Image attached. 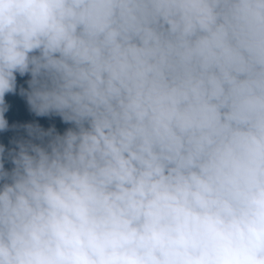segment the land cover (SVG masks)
I'll return each instance as SVG.
<instances>
[{
    "label": "clouds",
    "instance_id": "obj_1",
    "mask_svg": "<svg viewBox=\"0 0 264 264\" xmlns=\"http://www.w3.org/2000/svg\"><path fill=\"white\" fill-rule=\"evenodd\" d=\"M10 128L0 264H264V0H0Z\"/></svg>",
    "mask_w": 264,
    "mask_h": 264
},
{
    "label": "trees",
    "instance_id": "obj_2",
    "mask_svg": "<svg viewBox=\"0 0 264 264\" xmlns=\"http://www.w3.org/2000/svg\"><path fill=\"white\" fill-rule=\"evenodd\" d=\"M29 75H25L21 77L17 74V93L16 94H6L5 102L9 105V110L5 113V118L8 120V123L19 122V121H29V122H40V123H49L54 121L57 117H39L34 113L30 112L29 106L27 105L26 98L19 95L20 87L27 89L28 85L26 81L30 79L27 77ZM72 127L71 124H61L56 127L57 131L61 134L69 128ZM23 137L24 139H28L27 133L23 131L17 132H8L3 134L0 137V144H3L6 148L15 147L10 143L13 138L19 139ZM38 143V141H34ZM10 168L11 165L9 164ZM5 168H8V163H5Z\"/></svg>",
    "mask_w": 264,
    "mask_h": 264
},
{
    "label": "water",
    "instance_id": "obj_3",
    "mask_svg": "<svg viewBox=\"0 0 264 264\" xmlns=\"http://www.w3.org/2000/svg\"><path fill=\"white\" fill-rule=\"evenodd\" d=\"M27 123H35V122H26V121H22V122H13V123H9V125H13V124H17V125H23V124H27ZM43 128L45 129H48L49 127L51 126H55V127H58L60 126L61 124H63V122L61 121V119L59 117H57L54 121L52 122H49V123H39ZM13 131H25L23 128H19V129H16V130H13V129H9L8 131H0V136H2L3 134H6L8 132H13ZM26 132V131H25ZM10 164V163H9ZM9 168V166H8Z\"/></svg>",
    "mask_w": 264,
    "mask_h": 264
}]
</instances>
